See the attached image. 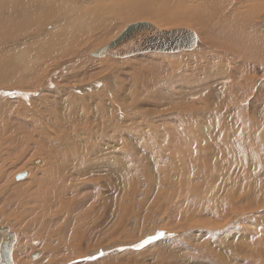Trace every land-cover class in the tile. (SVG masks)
Wrapping results in <instances>:
<instances>
[{
  "label": "bare ground",
  "instance_id": "6f19581e",
  "mask_svg": "<svg viewBox=\"0 0 264 264\" xmlns=\"http://www.w3.org/2000/svg\"><path fill=\"white\" fill-rule=\"evenodd\" d=\"M139 20L158 21L159 25L188 23L192 28L179 29L195 33L198 44L194 50L203 56L197 58L191 56L197 52H186L182 54V59L187 56L183 62L179 56L166 54L184 51L148 52L143 53L144 58L138 57L143 54H137L125 57L126 60L110 59L116 57L109 55L97 57L98 51L91 56L89 48L110 46L130 26L151 24L135 22L123 32L118 30L119 36L111 41V33L121 23L126 26ZM241 47L251 51V56L244 58L249 63L232 68L229 53L241 57ZM92 67L100 71L94 73ZM191 74L197 76V82L185 87V78L194 77ZM165 76L170 82L166 90ZM113 78L119 80L117 84L123 87L120 89L123 94L114 92ZM210 78L214 81L209 82ZM228 79L239 88L240 96L217 105V96ZM105 82L109 85L105 86ZM99 84L100 92L92 94ZM254 86L256 91L249 92ZM86 90L85 96L76 94ZM122 110L138 113L125 117ZM161 111L163 114L156 120L151 117ZM35 112L41 113V120L26 118ZM263 121L264 0H0V217H3L0 220L4 222V218L12 216L19 220L21 233L14 243L13 264L22 260L28 246L27 232L36 226L43 230L56 227V231L68 233L71 228L73 234L92 237L93 241L102 238L103 243L114 233L125 231L129 224L139 222L143 211L137 208L135 198L151 202L143 219L159 224L142 228L140 233L135 228L140 240L136 242L146 244L148 239L149 242L154 239L151 234L156 233L158 238L180 231L178 243L189 240L184 242L185 246H194L196 253L188 254L165 245L163 248L176 259L174 262L199 260L202 254L206 260L200 264H264V242L261 243L264 238L256 240L259 232L264 233V181L259 180L264 167L261 170L257 167L264 163ZM19 125L27 126L20 127L24 130L19 132L22 137L16 134L20 130L15 127ZM78 125L83 126L79 131L88 130L86 133L93 138H101L102 134L112 136L117 142L110 146L104 147L107 143L104 139L105 143L97 144L103 152L111 151V156L103 154L100 158L93 142L77 134ZM94 127H98L96 135L91 132ZM129 130L134 131L135 137ZM19 140L36 143L23 148ZM166 140L172 146L168 147ZM125 150H132L141 166L131 168L134 161H127ZM28 151H33L35 159L27 169L18 171L30 172L29 182L24 179L27 173L11 172ZM158 157H165L164 161ZM149 158L157 161L155 167H151ZM11 163V170H5L8 168L4 166ZM102 163L110 170L106 171ZM41 165L44 168L29 170ZM252 165L254 169H247ZM97 169L99 174L106 175L107 181L116 180L112 185L121 187L117 196L109 198L114 201V217L110 216L114 219L113 231L102 237L97 225L90 222L93 215L79 213L76 208L88 196L104 202L108 199L101 189H108L111 182L101 176L98 181L86 182ZM80 175L85 177L78 178ZM36 190L35 196L30 193ZM136 190L141 193L137 195ZM17 196L29 206L24 211L12 208ZM155 201L159 206H155ZM213 206H220V215H215ZM191 212L196 217L193 222ZM132 213L137 220H132ZM203 222L221 232L230 224L237 226L243 232L239 233L242 246L226 245L229 250L226 255L215 251L213 241L199 235L198 231L208 230L200 228ZM0 228L17 235L2 222ZM227 232L232 233L230 229ZM195 233L196 237L188 238ZM71 237L65 242L67 245L72 242ZM203 238V244L199 245ZM133 239L122 235L117 241L113 238L112 245H101L89 256L116 255L125 246L138 244ZM160 247L155 251L151 248L154 255L150 258L141 251L143 256L134 257L133 252L127 251L101 264H118L122 260L129 264H165L159 257L163 251ZM45 251L49 263L54 251L49 247ZM31 256L32 259L36 256L33 259L36 260L40 253ZM240 257L243 262H238ZM173 261L170 264H175Z\"/></svg>",
  "mask_w": 264,
  "mask_h": 264
},
{
  "label": "rangeland",
  "instance_id": "374dc122",
  "mask_svg": "<svg viewBox=\"0 0 264 264\" xmlns=\"http://www.w3.org/2000/svg\"><path fill=\"white\" fill-rule=\"evenodd\" d=\"M135 22L136 23H139V22H146V23H151V24H153V25H155V26H157V27H159V28H161V29H166V30H169V29H179V28H192L191 26H189V24L188 23H185V25H177V24H171V25H168L169 23H161V25H159L158 24V21H157V23L156 22H154V21H151V20H139L138 22L137 21H131V22H129L126 26H124V23H121L118 27H117V29L113 32V33H111V41L113 40H115L118 36H119V34L118 35H116V32L118 31V30H120L121 29V31L123 32L130 24H135ZM157 24V25H156ZM197 27H199V25L197 24L196 25ZM200 31V30H199ZM121 32V33H122ZM109 43H110V40H109ZM105 45V44H104ZM108 46V45H107ZM105 48V47H104ZM242 48V56L240 57L239 55H237V56H234L233 54H230L229 53V55H231L230 56V59L232 60L231 61V67L232 68H236L237 66H239V63H240V65L243 67V64H245V63H249L246 59H244V58H247V57H249V56H251V51H249V50H247L248 49V47H241ZM101 49H103L102 48V45H95L94 47H92V49L91 48H89V51H90V53H91V56H92V54L93 53H95V52H97V51H99V50H101ZM186 52H197V53H195V54H193V55H191V56H195V57H197V58H201L202 56H203V54L201 53V52H198V50H192V51H184V52H179V53H173V54H166L167 56L168 55H173V56H179V58L181 59V61L183 62V61H186L187 59V56L185 57V59L183 58L182 59V54L183 53H186ZM235 52H237V51H235ZM156 54H162V53H156ZM144 55L145 54H143V55H139L138 57L139 58H144ZM147 56H151V55H149V54H146ZM184 55V54H183ZM153 56V55H152ZM154 56H156V55H154ZM240 57V58H239ZM106 58V57H105ZM110 58V57H109ZM130 58H132V57H130ZM129 58V59H130ZM110 59H120V60H126V58H110ZM128 59V58H127ZM170 61H171V59H170ZM169 61V62H170ZM179 61V60H178ZM92 68H94L95 69V71H94V73H96V72H99L100 71V69H98V68H95V67H92ZM192 68H194V66L192 67ZM213 70H215L214 68H213ZM178 73V72H177ZM176 73V74H177ZM175 74V75H176ZM194 75V77H186L185 78V87H189L193 82H197V76H195V74H191V76H193ZM260 75H261V73H260ZM259 75V78L262 76H260ZM218 76V73L216 72V77ZM118 79H116V78H113V82H111V83H113V85H114V87H115V89H114V92H117V95H118V93L119 94H123L124 93V90H122V91H120V89L121 88H123L120 84H117L118 83ZM211 81H214V79L213 78H210L209 79V82H211ZM103 82V81H102ZM163 84H165L166 85V87H165V90L167 89V87L169 86V84H170V82L168 81V79H167V77L165 76V78H164V82H163ZM104 85L105 86H107V85H109L108 84V82H105L104 83ZM209 85V84H208ZM102 86L99 84L98 86H96V92L94 93H92V94H96V93H98V92H100V88H101ZM256 89L257 88H255V86H254V90H249V92L251 91V92H255L256 91ZM89 90V89H88ZM88 90H86V91H84V93H81V92H77L76 94L78 95L79 94V96H85L86 95V93L88 92ZM90 92V91H89ZM91 93V92H90ZM89 93V94H90ZM91 95V94H90ZM116 95V96H117ZM184 96V95H183ZM233 96H240V93H239V88L236 86V85H234V84H232V82H230L229 81V79H228V81H227V84H226V87H225V89L222 91V93L221 94H219L218 96H217V98H218V103H217V105H221V104H223V103H229L230 101H231V99H232V97ZM41 96H37V98H40ZM17 99V98H16ZM31 100H33V99H31ZM31 100H29L30 102H31ZM29 102V103H30ZM32 103V102H31ZM141 106V105H140ZM32 108H33V105H32ZM118 109V108H117ZM142 109H143V106H142ZM167 110V109H166ZM165 111V110H164ZM122 115L123 116H125L126 117V114H130V115H132V116H136L135 115V113H138V111H136V110H134L133 112L131 111V110H127V111H123L122 110ZM129 112V113H128ZM141 112V114H143L142 116H144V113L142 112V111H140ZM39 114V115H38ZM161 114H163V111H161V112H159V113H157V114H153V115H151V117L154 119V120H156L157 119V117L159 116V115H161ZM38 115V116H37ZM26 118L27 119H29V120H31V119H35V120H41V118H42V115H41V113L40 112H35V114L33 113L32 115L31 114H28L27 116H26ZM112 119V118H111ZM165 121L167 120L166 118L164 119ZM264 122V121H263ZM100 125L101 124H99V127H100ZM95 126V125H94ZM97 126V125H96ZM20 127H22V128H26L27 126H25V125H19V126H17V127H15V128H18L20 131H18V132H16V134H17V136L18 137H22V134L21 133H19V132H22V131H24V130H21L20 129ZM83 129V126H81V125H78V127H77V130H78V135L80 136V137H84L85 139H90L92 142H93V145H94V148H95V151H96V153L98 154V156L100 157V158H103V154H106V155H110L111 156V151H109L108 153H106V152H103L100 148H98L97 147V144L99 143V142H104V141H102L103 139L104 140H106L107 141V143H105V145H104V147H108V146H110L115 140H114V138L112 137V136H109V134H107V135H105V134H102V136L103 137H101V138H97V137H94L93 138V136L91 135V134H89V133H86V132H88V130H86V132H84V131H79V130H82ZM96 129H98V127H94V130L93 131H91L93 134H95L94 133V131L96 130ZM100 129V128H99ZM116 129V128H115ZM28 130V129H27ZM129 134H131V136H133V137H135V133H134V131H132V130H129V132H128ZM96 135V134H95ZM26 136H29V135H26ZM92 136V137H91ZM207 142L205 143L206 144V146H207V148H208V150L207 151H209V144H208V140H206ZM115 142H117V141H115ZM18 143H20L21 145H23V148H31V145L33 144V143H36V140H29L28 142H25L24 140H19L18 141ZM165 143H167V146L168 147H170V146H172L171 144L172 143H169V142H167V140H166V142ZM108 144H110V145H108ZM143 144V143H142ZM37 147V146H36ZM36 147H35V149H36ZM35 149H34V151H35ZM170 152V151H169ZM171 152H172V150H171ZM219 153H221V152H219ZM167 154V153H166ZM16 155V154H15ZM169 155V154H168ZM156 156V155H155ZM158 156V155H157ZM125 158H127V161H134L133 162V165L132 166H130L131 168H134V167H139V166H141V164L138 162V159H137V157L134 155V152L131 150V151H127V150H125ZM164 158L165 157H158V159L160 160L161 159V161H164ZM35 158H34V155H33V151H28V155L27 156H25L24 157V159L22 160V162H17V164L15 165V169H12L11 170V165H13L12 163L11 164H8V165H5L4 167L5 168H8V169H5V170H11V172H18L19 174H20V171H18L19 169H27V166L29 165V163L31 162V160H34ZM16 160V159H15ZM28 161V162H27ZM149 161L152 163V165H151V167H153L154 165H156L157 163V161L156 160H153L152 158H149ZM203 161H204V158H203ZM154 163V164H153ZM179 164V163H178ZM181 164V163H180ZM179 164V165H180ZM182 165V164H181ZM257 164L255 163V165L254 166H256ZM261 165L262 166H260V164L257 166L258 167V169L259 170H261L263 167H264V163H261ZM44 166L45 165H41V167L40 168H38V167H36V166H33L32 168L33 169H29V170H31V171H33L34 169H41V168H44ZM102 166L104 167V169L107 171V170H110V169H107L106 167H105V165L102 163ZM183 166V165H182ZM254 166L252 165L251 167L249 166V168H247V169H254ZM155 167V166H154ZM186 167V166H185ZM241 167H245V166H241ZM235 168V167H234ZM246 168V167H245ZM186 169H189V167L187 166V168ZM190 169H191V167H190ZM95 170V169H94ZM179 170V169H178ZM155 171H156V169H155ZM10 172V173H11ZM179 172V171H178ZM260 172V171H259ZM23 173H27V176L29 175L30 176V172H28V171H25V172H23ZM23 173H21V174H23ZM8 174H9V172H8ZM20 174V175H21ZM158 174V173H157ZM26 177V178H24V179H27L28 180V182H29V180L31 179V177ZM99 176H101V177H103L104 178V180L106 181V182H108V183H110L111 181H107V177H106V175H104V173L103 174H99L98 173V169H97V173H93V174H90V176L86 179V182L88 181V180H90V179H95V180H99ZM148 177H149V175H147ZM1 177V176H0ZM83 177H85V176H83V175H80L78 178H83ZM3 179H6L5 177L3 178ZM24 179H22V180H24ZM22 180H18V182L20 183V184H23V181ZM121 180V179H120ZM259 180H261V181H264V175H263V173H262V175L259 177ZM27 182V181H26ZM25 182V183H26ZM112 183H117L116 182V180H114L113 182H111L110 184V186H112V187H110V186H108V189H101V192L104 194V195H106L107 197H108V199L107 200H105V202L104 201H102V200H100V198L99 197H93V198H91V197H89L88 196V198H87V200L85 201L83 198L81 199V202H82V204H79V205H77L76 206V208H77V211L79 212V213H82V214H89V215H93L92 216V220H90V222L92 221V223H94V224H96L97 225V228L99 229H97L98 230V232L100 233V237H102L103 236V234L104 233H107V232H109V233H112V231H113V226H111V224H114L113 222H114V219L113 220H111L113 217H114V215H113V208H112V206H113V204H114V201L113 200H111V199H109V198H112V197H114V196H117L118 195V190H121V187H120V185H117L116 187L114 186V185H112ZM29 185V184H28ZM28 185H26V186H28ZM31 185V184H30ZM87 185H91V184H89V182H88V184ZM143 185H141L140 187H142ZM12 187V186H11ZM113 190V191H112ZM37 191L38 190H36L35 192H30L31 194H33L34 196L37 194ZM90 192H91V190H90ZM78 193L79 194H81V195H83V192H80V191H78ZM85 193H87L88 194V192L87 191H85ZM120 193V192H119ZM134 193H136L137 195L138 194H140L141 192H138V190H136ZM121 194V193H120ZM155 197V196H154ZM133 199V202H134V198H132ZM136 200L135 201H137V208H140L141 207V209H142V211H143V216L139 219V222L137 223V224H135V223H133V224H129L127 227H126V229H125V231H120V232H118L117 234H115L114 233V235H112L111 237H109V238H107L108 236L107 235H104L105 236V238H107L106 240H104L103 241V243H102V241H100L102 238H99V239H97L96 241H93L92 240V237H85V236H79V234H73V232H70L71 231V228H70V231H69V233L68 232H66V231H62V232H59V231H56L55 229H56V227H54V228H46V229H40L38 226H36V227H34V228H32V230H29L28 232H27V239H28V246L26 247V249H25V253L23 254V258H22V260H20L19 259V261L18 260H16V262H18V264H101V263H103V261H109V259L110 258H112V259H114V258H116V257H118V256H120V255H122L123 253H126L127 251H129V252H133V257H134V255H136V254H139V256H143L142 255V253H145L147 256L146 257H148V258H150L152 255H154L153 253L154 252H151V251H153V249H151V248H154V251H155V249H156V247L158 246V245H161V247L159 248V249H161V250H163L161 253H159V257L161 258V260H163V262L165 263V264H170L171 263V261H173V260H176V259H174L172 256H171V254H169V252L167 251V250H165L163 247H165V245L167 246V248H170V249H172V248H178L179 249V251H184V252H187L188 254H193V253H196V250L194 249V246H192V247H186L185 246V244H184V242H187V241H189V240H184V242L183 241H180V243H178V241H177V238H179L180 236H182V232H180V231H173V232H168V231H164V232H168V234L166 233L163 237L161 236V235H159L158 236V238L156 239V233L155 234H151V235H154V236H152V241H150L149 242V239L146 241L147 243L146 244H142V242H141V244L139 243V242H136V241H140L139 240V235H137V233L139 232H141V230H142V228L144 229V228H148V227H152V226H158L159 224H158V222L157 221H152V220H149V221H146V220H144L143 218H144V216H145V214H146V210H147V208L149 207V205H150V203L151 202H149V203H146V202H143V200L142 201H139L137 198H135ZM154 199V198H153ZM209 204H213V202H211V203H209ZM221 205H222V203H221ZM2 206H4V204L2 205ZM31 206H34V205H31ZM155 206H159V202L158 201H155ZM29 206H26L24 203H22L21 202V200H20V198H19V196H17V201H16V203H15V205H14V207H12V208H16L19 212H21V211H24L25 210V208H28ZM214 207V209H215V211H216V214L215 215H220V213L218 212L219 210V207L220 206H217V207H215V206H213ZM223 207H225V206H223ZM193 212H191L189 215L193 218H191L190 219V221L191 220H194V219H196V217H195V215H191ZM133 213H132V215H131V218H132V220H137L136 219V214H135V217H133ZM112 218H111V217ZM41 218H42V220H43V216L41 215ZM0 219H3V217L1 218L0 217ZM108 219V220H107ZM29 220V219H28ZM27 220V221H28ZM94 220V221H93ZM99 220V221H98ZM233 220V219H232ZM0 222H2V224H3V226H8V227H10L11 229H12V231H15L16 232V238H17V240H18V235H19V237H20V233H21V231L19 230V225H18V222H19V220L17 221L16 220V218L14 217V216H12V217H10L9 219H6V218H4V222L2 221V220H0ZM25 222V221H24ZM191 222H193V221H191ZM262 222H264V218L262 219ZM231 223H232V221H231ZM135 224V225H134ZM95 225V226H96ZM132 225V227H134V228H132V227H130ZM136 225H138L137 227H136ZM61 225H59V227H60ZM107 227V228H106ZM140 227V228H139ZM198 227H200V226H198ZM208 228V224L207 223H205V222H203V227H200V228H202V229H205V228ZM58 228V227H57ZM135 228H136V231H137V233L135 232ZM138 228V229H137ZM238 227L237 226H235V225H231L230 224V226L228 227V228H226V229H223L222 231L223 232H221L220 230H214V229H211V228H208V230H203V231H198L199 232V235H204L205 237H207V239H209V241H213L212 243L217 247V248H215V251H220L219 253L221 254H224V255H226L228 252H229V250H228V252H227V250L225 249V246L226 245H228V246H230L231 248H233V246H239L240 245V242H239V239H241V238H239V233H243V232H240V230L239 229H237ZM133 229H134V231H133ZM230 229V231H232V233H230V232H227V230H229ZM122 230H124V227H122ZM140 230V231H139ZM44 231H47L48 233L46 234V232H44ZM101 231V232H100ZM132 231V232H131ZM256 231H258V228H256ZM158 232V231H157ZM132 235H131V234ZM135 233V234H134ZM216 233L218 234V235H216ZM124 234V235H123ZM134 234V235H133ZM72 237H71V236ZM109 235V234H108ZM126 236L127 238H131L132 239V237H134V241L136 242V243H138V244H135V245H131V246H125L123 249H121V250H124L123 252L121 251V252H119V253H117L116 255L114 254V255H109L108 257H103L104 256V253L103 254H101V253H99V254H97V255H95V256H89V253L91 254V252L92 251H95L96 249H100V248H102V246L104 247V246H110V245H112L113 243H111L112 242V240H113V238H114V241H117V240H119L120 239V236ZM60 236V237H59ZM107 236V237H106ZM136 236V237H135ZM149 236L150 235H148V238H149ZM191 236H194V237H196L197 236V234L195 233V234H191V235H189L188 236V238L189 239H191ZM70 237H71V239L73 238V240H72V242L70 243V244H66L65 242L66 241H70ZM160 237V238H159ZM95 238V237H94ZM111 238V239H110ZM237 238V239H236ZM264 238V233L262 234L261 232H259L258 233V237H257V241H260V240H262ZM33 239H35V240H33ZM104 239V238H103ZM147 239V238H146ZM145 239V240H146ZM176 239V240H175ZM204 239L205 238H203L201 241H199V245H201V244H203L202 242L204 241ZM99 240V242H97ZM110 240V241H109ZM195 240L196 239H194L193 238V242L192 243H194L195 244ZM31 241V242H30ZM38 241V242H37ZM107 241V242H106ZM124 241V240H123ZM134 241H132V240H130V243H134ZM18 242V241H17ZM262 242H264V239L261 241V243ZM32 243V244H31ZM96 243V244H95ZM102 243V244H101ZM106 243V244H105ZM132 243V244H133ZM235 243V244H234ZM78 244L79 245H81V247H77L78 246ZM140 244V245H139ZM149 244V245H148ZM179 245L180 247H176L175 245ZM234 244V245H233ZM17 245V244H16ZM102 245V246H101ZM262 245V244H261ZM135 246V247H134ZM141 246V247H140ZM175 246V247H174ZM183 246L185 247V248H183ZM240 246H242V245H240ZM46 247H49V248H52V250L54 251L53 252V256H50V262L49 263H47V260L45 259V254H47V252L45 251V248ZM127 247V248H126ZM247 248V247H246ZM72 249V250H71ZM128 249V250H127ZM67 250V251H66ZM61 251H63V252H61ZM142 253H141V252ZM167 253H166V252ZM178 251V252H179ZM40 253V258L39 257H37V259L36 260H33L32 259V254L33 253ZM73 252V253H72ZM135 252V253H134ZM27 253V254H26ZM56 253V254H55ZM63 253V254H62ZM197 253H199V251L197 250ZM58 254V255H57ZM200 254V253H199ZM202 254H200V258H199V260H189V262H187V263H184V264H200L203 260H206V259H204L202 256H201ZM58 256V257H57ZM87 257V258H86ZM26 258V259H25ZM109 258V259H108ZM15 259V258H14ZM75 259V260H74ZM240 261H238V262H243V260H244V258H241L240 257ZM136 260V259H135ZM247 260H249V259H247ZM15 261V260H14ZM23 261V262H22ZM21 262V263H20ZM110 262V261H109ZM148 262L149 263H152L151 262V260H148ZM174 262V261H173ZM108 263V262H107ZM122 263H124L123 262V260L122 261H119V263L118 264H122ZM175 264H179V262H174ZM204 263H205V261H204ZM212 263H216V262H212ZM252 263V262H251ZM17 264V263H16ZM124 264H129V263H127V261H126V263H124ZM131 264H134V263H131ZM253 264H255V263H253Z\"/></svg>",
  "mask_w": 264,
  "mask_h": 264
},
{
  "label": "water",
  "instance_id": "95a60500",
  "mask_svg": "<svg viewBox=\"0 0 264 264\" xmlns=\"http://www.w3.org/2000/svg\"><path fill=\"white\" fill-rule=\"evenodd\" d=\"M197 44L196 35L190 30H160L151 24H137L130 26L110 46L98 51L96 56L125 58L148 52L191 51ZM15 242L14 233L0 228V264H13L12 253ZM35 258L36 256L33 257Z\"/></svg>",
  "mask_w": 264,
  "mask_h": 264
},
{
  "label": "crops",
  "instance_id": "0c3cea01",
  "mask_svg": "<svg viewBox=\"0 0 264 264\" xmlns=\"http://www.w3.org/2000/svg\"><path fill=\"white\" fill-rule=\"evenodd\" d=\"M131 25V24H130Z\"/></svg>",
  "mask_w": 264,
  "mask_h": 264
}]
</instances>
